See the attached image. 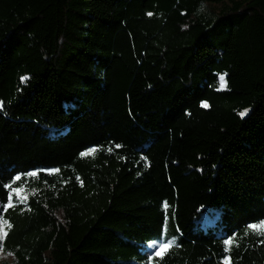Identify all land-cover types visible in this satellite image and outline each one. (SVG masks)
I'll list each match as a JSON object with an SVG mask.
<instances>
[{
  "label": "trees",
  "instance_id": "16d2710c",
  "mask_svg": "<svg viewBox=\"0 0 264 264\" xmlns=\"http://www.w3.org/2000/svg\"><path fill=\"white\" fill-rule=\"evenodd\" d=\"M3 226L13 264H264V0H0Z\"/></svg>",
  "mask_w": 264,
  "mask_h": 264
},
{
  "label": "rangeland",
  "instance_id": "374dc122",
  "mask_svg": "<svg viewBox=\"0 0 264 264\" xmlns=\"http://www.w3.org/2000/svg\"><path fill=\"white\" fill-rule=\"evenodd\" d=\"M4 234H5V227L3 226L0 229V238H2ZM13 262H14V258L11 254L0 252V264L2 263L13 264Z\"/></svg>",
  "mask_w": 264,
  "mask_h": 264
},
{
  "label": "snow or ice",
  "instance_id": "6c2138e0",
  "mask_svg": "<svg viewBox=\"0 0 264 264\" xmlns=\"http://www.w3.org/2000/svg\"><path fill=\"white\" fill-rule=\"evenodd\" d=\"M22 79H26V78H22ZM202 106L203 107H207V104H202ZM247 111V110H246ZM241 116H244L245 115V113L244 112H242L241 114H240ZM30 175H35V173H30ZM17 179H19V177H17ZM251 227H255L254 225H252ZM226 243H227V241H226Z\"/></svg>",
  "mask_w": 264,
  "mask_h": 264
}]
</instances>
